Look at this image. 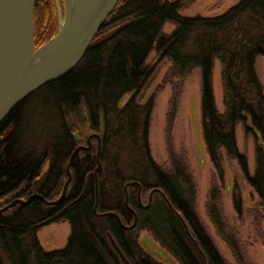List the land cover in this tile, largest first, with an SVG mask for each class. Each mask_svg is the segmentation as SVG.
Instances as JSON below:
<instances>
[{
	"label": "trees",
	"instance_id": "16d2710c",
	"mask_svg": "<svg viewBox=\"0 0 264 264\" xmlns=\"http://www.w3.org/2000/svg\"><path fill=\"white\" fill-rule=\"evenodd\" d=\"M181 6L182 0H118L76 66L33 91L2 120L0 208L32 193L57 199L79 143L98 133L100 149L97 156V138L92 137L89 148L73 154L71 177L59 203L33 197L0 212V264H121L108 234L130 264H161L139 244L141 229L151 231L179 264H227L195 211L191 172L172 148L178 86L167 111L169 168L150 154L153 97L141 103L137 94L164 57L182 78L192 68L200 70L202 140L217 178L208 193L207 213L237 264H251L219 205L221 150L236 160L264 210V93L254 65L264 55V0H239L212 16H185L178 11ZM54 10L52 0H33V16L40 15L34 47L56 32ZM166 22L174 26L170 32L163 31ZM215 59L221 65L222 110L213 94ZM125 94L130 95L120 105ZM238 122L254 140L252 173L237 147ZM129 181L139 185L124 189ZM152 190L150 204L142 207ZM233 203L239 216L240 195L233 196ZM59 221L70 226L65 245L44 250L37 231ZM260 240L264 248V231Z\"/></svg>",
	"mask_w": 264,
	"mask_h": 264
},
{
	"label": "rangeland",
	"instance_id": "374dc122",
	"mask_svg": "<svg viewBox=\"0 0 264 264\" xmlns=\"http://www.w3.org/2000/svg\"><path fill=\"white\" fill-rule=\"evenodd\" d=\"M52 23L58 26V12L55 0ZM60 12H63L62 0H57ZM239 0H182L179 13L185 16H212L221 14ZM38 17L33 16L34 28L39 25ZM173 24L166 22L164 32H170ZM155 54L152 52L148 61L153 62ZM255 70L263 86L264 93V55L255 58ZM220 62L214 60L212 69L213 94L218 109H222V86L220 79ZM180 89L176 113L171 126V144L176 158L185 163L196 184L194 208L205 226L213 242L227 264H237L235 257L227 243L221 238L211 223L206 203L211 186L217 178L213 166L207 156L202 140L200 96L201 73L198 68H192L182 78L172 67L169 57L162 58L144 87L137 94V100L144 103L153 97V108L148 126V144L153 159L163 168L168 169L170 160L166 145V125L169 100L174 87ZM130 94H125L119 104L122 105ZM91 133V132H90ZM235 136L238 150L246 155L248 170L254 169V140L246 136L242 123H236ZM88 137V136H87ZM87 140V138H86ZM83 141L79 145L86 146ZM222 153L223 187L220 191L219 205L225 216L229 228L231 227L239 237L243 253L251 264H264V248L260 235L264 231V210L258 203V197L246 181L236 160ZM47 163L42 168L45 171ZM240 195L242 200L241 212L238 216L233 203V196ZM70 226L67 221L50 223L37 231V237L44 250H53L65 245ZM137 240L149 255L161 264H179L178 260L154 237L148 229L138 232ZM121 264H124L120 259ZM7 264V262H6Z\"/></svg>",
	"mask_w": 264,
	"mask_h": 264
},
{
	"label": "water",
	"instance_id": "95a60500",
	"mask_svg": "<svg viewBox=\"0 0 264 264\" xmlns=\"http://www.w3.org/2000/svg\"><path fill=\"white\" fill-rule=\"evenodd\" d=\"M55 2L58 12L57 30L41 45L34 47L33 0H0V123L33 91L58 79L76 66L118 0H62V13L58 1ZM92 137L97 138L98 156V133H91L87 137V145H78L73 154L79 149L89 148ZM73 154L66 165L67 178L57 199L48 201L39 194L32 193L25 199L11 200L0 208V212L16 203L25 205L33 197L41 198L46 204L59 203L71 177L69 165ZM99 168L100 162L97 160L95 172ZM130 184L139 185L136 181H129L124 189ZM152 192L153 190L149 193L148 202L142 204V207H148ZM96 214L101 216L108 213ZM135 221L136 217L128 227H133ZM108 239L121 261L130 264L110 234Z\"/></svg>",
	"mask_w": 264,
	"mask_h": 264
},
{
	"label": "crops",
	"instance_id": "0c3cea01",
	"mask_svg": "<svg viewBox=\"0 0 264 264\" xmlns=\"http://www.w3.org/2000/svg\"><path fill=\"white\" fill-rule=\"evenodd\" d=\"M218 108V107H217ZM219 110H222V109H219Z\"/></svg>",
	"mask_w": 264,
	"mask_h": 264
}]
</instances>
